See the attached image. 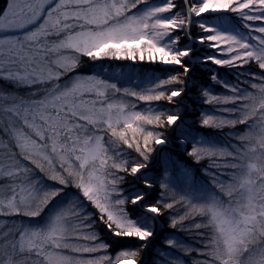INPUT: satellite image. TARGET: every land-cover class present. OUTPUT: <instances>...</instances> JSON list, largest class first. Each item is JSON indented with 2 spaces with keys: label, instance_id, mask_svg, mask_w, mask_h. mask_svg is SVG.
<instances>
[{
  "label": "snow or ice",
  "instance_id": "6c2138e0",
  "mask_svg": "<svg viewBox=\"0 0 264 264\" xmlns=\"http://www.w3.org/2000/svg\"><path fill=\"white\" fill-rule=\"evenodd\" d=\"M81 57L178 68L145 77L149 86L141 91L99 74L61 84ZM253 63L260 71L237 72L236 83L210 67ZM198 71H211L212 84L206 87ZM0 80L33 89L28 96L0 90V264H144L142 253L161 219L178 208L183 215L170 216L169 228L201 218L194 228L205 230L197 231L203 247L169 235L154 249L152 264H186L179 253L192 251L202 257L193 264H264V0H6ZM212 85L231 94H213ZM193 89L206 105H231L218 110L234 117L202 112L200 128L244 126L229 133L236 141L230 149L200 134L180 107L152 106L177 105ZM126 97L149 107L136 110ZM170 143L196 163L209 158L225 179L209 173V188L169 153L161 156L162 175H149L158 146ZM36 170L57 186L37 178ZM126 176L142 188L126 191ZM68 188L75 194L42 223L34 219ZM17 216L29 219H7ZM97 224L138 246L112 255Z\"/></svg>",
  "mask_w": 264,
  "mask_h": 264
},
{
  "label": "trees",
  "instance_id": "16d2710c",
  "mask_svg": "<svg viewBox=\"0 0 264 264\" xmlns=\"http://www.w3.org/2000/svg\"><path fill=\"white\" fill-rule=\"evenodd\" d=\"M6 0H0V9H3L5 7ZM195 29H193V33H195ZM185 43V41H182L181 44ZM137 66H140L142 68H148L152 70V73H157L160 76H166L168 73L175 74L173 72V68H178V66H161L159 64H149V63H135ZM214 68L218 73L221 79H225L231 83H236L237 81V72H245L249 69L253 71H260L256 65L250 64L244 66V68L236 69V70H230L227 67H219V66H210ZM196 75L198 77H201L202 83L205 84L207 87L208 85H211L212 82L210 80V77L212 75L211 71H207L205 73L197 72ZM241 79H245V77H241ZM5 82L3 80H0V90H4L8 93L20 95L17 91H14L9 83L8 85H5ZM214 89L213 94H223V95H230L231 93L227 92L226 89L221 87L220 85H212ZM24 90V93L29 95L31 91H27V87H19ZM200 95L199 90L193 89L191 92H189L186 95H183L179 98H177V105L170 106L166 101H160V102H152V106L155 107L157 105H160L163 107V109L169 108V107H180L183 111V119L188 121L189 123L195 122L193 124V127L196 128V130L202 134L205 135L211 139H213L217 144H219L221 147H228L231 148V145L236 143L235 140L232 139V137L229 135L230 132L234 131H244L243 125H237L236 129L229 128L225 126L222 129L217 128H200L199 122L201 119V113L206 112L207 114H214L219 117H225V118H234L232 114L221 112L218 110L220 107H231V105H222V106H216V105H206L203 103V99L197 101L193 97ZM22 96V95H20ZM165 135L169 136L170 138H174L175 133L171 129H165ZM188 147L190 148L191 145L189 144ZM164 153H169L174 158H179L181 163L186 166L195 177V180L199 183L206 184L209 188H214V185L212 183V178L209 175V173H217L220 175L221 172L225 171L223 169H217L215 167H211L212 160L209 158H205L201 160L199 163H196L193 158L187 157L186 154H184L179 146H177L174 143H170L169 145L165 146H158V152L154 154V158L152 159L149 169L147 170V173L149 175L155 176L159 178L160 175H162V165H161V156ZM136 154L132 156V158H135ZM225 160L217 158V163H224ZM207 169L208 172L206 173L204 170ZM121 175H125L124 173H121ZM220 179H225L224 175H220ZM173 180L176 185L179 187H184V183L181 180L179 175H175L173 177ZM122 187L127 191L131 188H142V181H138L134 179L131 176H126L125 181L122 185ZM144 191H149L147 189H143ZM160 191L158 183L154 186L153 189L150 190L151 194L149 199L154 200L155 195ZM184 209L178 208L173 211H168L167 214L161 219L160 225L161 228L160 231H156L155 238L150 242L147 250L142 253V260L144 262L145 258L146 262L144 264H152V260L155 256L154 249L157 248L159 245L161 248L164 247L163 245V239L166 236L169 235H175L179 237L185 245L192 247L193 249L202 248L203 243L201 242L199 236L197 235V231H205L204 229L196 230L194 228L195 223H201L202 220L199 217H196L192 220H187L184 222L183 226H177L176 229H171L168 226L169 217L172 215H183ZM96 231L99 233L100 237L105 241L112 245L110 249V253L113 251H118L120 248L128 247V246H138L135 241H127V240H118V238H114L110 236L105 229L99 224L96 226ZM175 251V250H173ZM180 256L184 257L186 260V264H193V261L195 259H201L202 257L199 256V254L196 251H192L190 254L185 256L183 252L179 253Z\"/></svg>",
  "mask_w": 264,
  "mask_h": 264
},
{
  "label": "rangeland",
  "instance_id": "374dc122",
  "mask_svg": "<svg viewBox=\"0 0 264 264\" xmlns=\"http://www.w3.org/2000/svg\"><path fill=\"white\" fill-rule=\"evenodd\" d=\"M193 29H195L196 32L198 31V29H196L195 27ZM135 63H140V62L126 61V60H108V59L93 62L89 60L87 57H81L78 69L75 72L68 73L64 77H62L60 83L61 84L70 83L75 76H87L92 74H99L101 75L102 78L109 79L111 82L116 83L121 88H130L135 91H141L149 86L145 77L152 75H159V74L157 73L153 74L151 69L142 68L140 66H137ZM166 67H171V66H166ZM105 69L106 71H104ZM8 84L9 83H5V85ZM10 86L14 91H17L20 95L28 96L27 94L24 93L23 89L17 88L12 84H10ZM26 90L31 91L33 89L27 88ZM125 99L129 104L135 103L137 105L136 110L143 111L149 107V105L146 102L137 101L134 97H126ZM4 138L7 139V137ZM128 151L131 152V156L135 154L131 150ZM36 176L37 178L42 179L44 183L49 186H53V187L57 186L54 181L48 180L47 176L44 173H40L39 170H36ZM75 192L76 190L73 188L66 189L65 194H63L62 197L57 198L55 202L50 204L49 207L45 209L44 213H42V217H37L34 219L42 223L43 218H46L50 212L55 210L61 200H65V197L70 198L72 195L75 194ZM7 219H14L17 222H19L21 220H28L29 218L17 216ZM115 253H116L115 251L111 252L112 255H115Z\"/></svg>",
  "mask_w": 264,
  "mask_h": 264
},
{
  "label": "water",
  "instance_id": "95a60500",
  "mask_svg": "<svg viewBox=\"0 0 264 264\" xmlns=\"http://www.w3.org/2000/svg\"><path fill=\"white\" fill-rule=\"evenodd\" d=\"M145 261H146V258H145Z\"/></svg>",
  "mask_w": 264,
  "mask_h": 264
}]
</instances>
